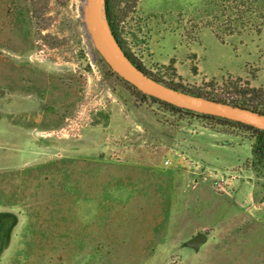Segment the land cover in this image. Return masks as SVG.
Here are the masks:
<instances>
[{
  "label": "rangeland",
  "instance_id": "374dc122",
  "mask_svg": "<svg viewBox=\"0 0 264 264\" xmlns=\"http://www.w3.org/2000/svg\"><path fill=\"white\" fill-rule=\"evenodd\" d=\"M114 1L163 81L225 98L238 79L264 86V25L220 39L205 0ZM86 9L0 0V264H264L250 134L142 99L108 70Z\"/></svg>",
  "mask_w": 264,
  "mask_h": 264
},
{
  "label": "trees",
  "instance_id": "16d2710c",
  "mask_svg": "<svg viewBox=\"0 0 264 264\" xmlns=\"http://www.w3.org/2000/svg\"><path fill=\"white\" fill-rule=\"evenodd\" d=\"M105 1V15L108 22V26L116 41L118 47L124 53V55L130 60V62L142 72L148 78L161 82L169 87H172L179 91H184L189 94L196 96H202L211 100L218 102L229 103L234 106H239L242 108L250 109L253 111H258L259 113L264 114V86L251 87L247 82L244 86L239 85L238 82H235L231 85V89L240 95V97H216L211 96L206 93L199 91H192L184 89L177 85L163 81L161 78L157 77L151 71H149L138 59L133 52L127 47L125 40L122 37V32L120 29V18L114 12V0H104ZM206 5H210L213 11L216 13L214 15V20L219 21V25L214 26L212 21H208L206 26H208L213 33L220 39H223L224 36H229L233 34H241L242 32H252L259 35L262 31L264 25V0H205ZM102 60V59H101ZM111 73L115 74L125 85L133 88L142 99H150L152 102H156L167 109L184 112L186 114L202 118L203 120L208 121L213 125L218 126H229L234 128H239L245 133L248 132L250 138L254 140L253 142V154L259 160L264 159V130L258 129L256 127L226 119L219 116L209 115L205 113L195 112L189 109L180 108L169 104L165 101L157 99L153 96L142 93L137 90L135 87L130 85L124 79L119 77L113 70L108 69ZM192 72L196 73V68L192 67ZM207 85L213 86L212 82H208Z\"/></svg>",
  "mask_w": 264,
  "mask_h": 264
},
{
  "label": "water",
  "instance_id": "95a60500",
  "mask_svg": "<svg viewBox=\"0 0 264 264\" xmlns=\"http://www.w3.org/2000/svg\"><path fill=\"white\" fill-rule=\"evenodd\" d=\"M104 19L108 27L110 37L113 40L117 51H114L108 42L105 33L98 26V0H90L86 9V24L97 50L101 57L119 77L124 79L130 85L144 94L153 96L174 106L189 109L199 113L219 116L233 121H238L258 129L264 130V114L258 111L234 106L229 103L218 102L202 96H196L184 91L176 90L161 82L145 76L130 62L118 47L116 41L111 35L108 22L105 15V1L103 0ZM208 237L204 232H198L194 237L185 242L195 250L207 241Z\"/></svg>",
  "mask_w": 264,
  "mask_h": 264
},
{
  "label": "bare ground",
  "instance_id": "6f19581e",
  "mask_svg": "<svg viewBox=\"0 0 264 264\" xmlns=\"http://www.w3.org/2000/svg\"><path fill=\"white\" fill-rule=\"evenodd\" d=\"M79 1H80V8L83 9V10L88 7L89 2H90V0H79ZM97 22H98V26L105 33V35H106V37L108 39V42L110 44V47L114 51L118 52L116 46L113 43L112 38L110 37V33H109L108 27L106 25V21L104 19L103 0H98Z\"/></svg>",
  "mask_w": 264,
  "mask_h": 264
},
{
  "label": "crops",
  "instance_id": "0c3cea01",
  "mask_svg": "<svg viewBox=\"0 0 264 264\" xmlns=\"http://www.w3.org/2000/svg\"><path fill=\"white\" fill-rule=\"evenodd\" d=\"M198 72H200L199 68H198ZM251 83V82H250Z\"/></svg>",
  "mask_w": 264,
  "mask_h": 264
}]
</instances>
